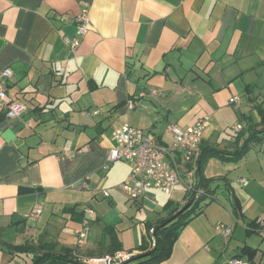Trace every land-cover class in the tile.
Returning <instances> with one entry per match:
<instances>
[{
  "label": "crops",
  "instance_id": "1",
  "mask_svg": "<svg viewBox=\"0 0 264 264\" xmlns=\"http://www.w3.org/2000/svg\"><path fill=\"white\" fill-rule=\"evenodd\" d=\"M84 8L90 29L71 51L64 39L76 35L73 18ZM7 67V92L26 110L10 119L0 109V264H30L40 241L73 249L79 263L103 264L115 252L111 228L119 250H149L148 224L169 218L198 188L203 148L232 155L262 128L264 0H0V72ZM235 96L240 103L230 101ZM204 117L198 159L186 165L192 179L184 175L171 193L150 189L139 200L119 189L131 166L108 160L117 129L128 123L173 144L170 125L187 128ZM202 175L209 182L198 189L202 211L158 264H230L237 255L264 264V238L252 223L264 218V142H251L236 159L210 157ZM82 181L86 187H74ZM158 199V220H140L142 232L127 250L131 225L117 220L138 209L134 202ZM85 217L90 233L77 248ZM26 243L37 250L10 253L9 245ZM245 246L257 249L253 259Z\"/></svg>",
  "mask_w": 264,
  "mask_h": 264
},
{
  "label": "built area",
  "instance_id": "2",
  "mask_svg": "<svg viewBox=\"0 0 264 264\" xmlns=\"http://www.w3.org/2000/svg\"><path fill=\"white\" fill-rule=\"evenodd\" d=\"M65 19L64 17H62ZM77 24V32L73 37H65V42L70 50L74 51L81 43L90 29V17L86 8L73 18ZM13 75L10 67L0 72V109L10 119H17L23 115L26 105L22 102L12 99L7 92V82ZM232 103H240L238 96L230 99ZM208 118L198 119L190 127L182 128L177 125H170L169 130L173 135V144H162L152 131L125 123L113 133L114 147L111 148L108 160L109 162L126 161L131 166L128 177L118 186L121 191L131 200H139L150 189H159L163 193L169 194L181 182L185 176L192 179L193 171L187 172L186 165L193 163L199 156V145L202 142L204 129ZM241 128L240 125L235 127ZM107 165L105 168H108ZM246 179H241V183H246ZM86 181H82L75 188L82 189L86 187ZM196 190V189H195ZM194 190V191H195ZM102 193L109 196V191L103 189ZM200 192H196L195 199L200 198ZM42 206L36 209V215L41 214ZM86 212H93V209L86 207ZM257 222L261 228V234L264 238V218H258ZM218 229L225 234H230L231 228L221 224ZM90 232V219L85 217L80 228L76 231L77 248L84 247ZM149 249L155 247L157 235L155 228L148 230ZM136 251L117 250L114 253H108L100 258L103 264H120L133 256ZM230 264H254L243 256L232 257Z\"/></svg>",
  "mask_w": 264,
  "mask_h": 264
},
{
  "label": "trees",
  "instance_id": "3",
  "mask_svg": "<svg viewBox=\"0 0 264 264\" xmlns=\"http://www.w3.org/2000/svg\"><path fill=\"white\" fill-rule=\"evenodd\" d=\"M258 111L260 115V121L263 125L261 129L254 131L250 134V136L247 139V144L244 149L237 151L236 153L229 155L228 153H225L224 151H220L217 148H211V147H205L202 150V154L200 155L197 166H198V176H199V183H198V189L200 186L205 187L208 189V179H204L202 175L203 168L207 162V160L212 157H221L224 160H232L240 157L243 152L248 150L249 144L251 142H264V107L258 106ZM205 181V182H204ZM206 197H200L198 199H195L193 204L183 210V208L186 206V203L181 208L177 207L171 216L163 221H160L159 224H157L155 228V233L157 235V242L155 247L152 249H149L148 251L144 253L137 254L133 256L132 258L120 263V264H158L166 259H168L173 251V247L175 242L177 241L180 231L182 228L197 214H200L201 207L200 203L202 200H204ZM173 202H168L165 206V209H169V206ZM239 208V207H238ZM237 207L235 210V214L239 212ZM183 210V211H182ZM181 211V212H180ZM253 224H256L257 221H253ZM152 224H148V230L152 228ZM115 230L111 228V238H112V252L119 250L121 248V242L118 239L117 234L114 232ZM44 248V251L40 254H35L33 258V264H84L79 263L75 257H73V249L69 247H64L60 252L56 251L55 245L52 243H45L42 245ZM10 253L14 254H22V253H34L37 248L34 247L32 244L26 243V244H18V245H9ZM244 254L249 255L251 259L254 258L257 249H253L249 246H245L242 250ZM149 253L145 257L138 256L142 254Z\"/></svg>",
  "mask_w": 264,
  "mask_h": 264
},
{
  "label": "rangeland",
  "instance_id": "4",
  "mask_svg": "<svg viewBox=\"0 0 264 264\" xmlns=\"http://www.w3.org/2000/svg\"><path fill=\"white\" fill-rule=\"evenodd\" d=\"M157 195L164 197V195L162 193H160V192H158ZM165 198H167V197H165ZM160 203H161V200L160 199H158L156 202H153L152 200H150V201L148 200V201H145L144 202V205L142 207V205H140L141 203L138 204V203H135L134 202L133 208L135 207L136 209L137 208L138 209L137 210H134L132 213H129L128 216L122 215L121 217H119V219L117 220L118 225L120 223H122V224L124 223V224H127V225H131V227L129 228V231H130L129 234H130L131 238L133 237L134 239L131 242H129L131 239H129V241L125 240L126 241V245L125 246H126V249L127 250H129V248H128L129 245L133 244L134 242H136L138 240V238H139V236H140V234L142 232V227H141L140 220H145L146 218H149L152 222H156L158 220L157 215H158L159 212H158V210H157L158 213L155 212L154 209ZM79 205L82 206L83 203H80ZM139 206H141V209H139ZM150 213L151 214L153 213V214L150 215ZM171 213H172V210H169V209L168 210H165V214L167 216H170ZM46 214H48V212ZM132 216H135V219H132ZM111 218L114 219V214L110 215L107 218V221L112 220ZM97 226H98V224L94 223L93 230H92V233H91V236H90V240L92 239V237H94V235H96ZM90 229H91V224H90ZM40 242H41L40 244H42V245L45 244V242H43V241H40ZM38 247H39L38 248V252H42V250H44V248L41 245L38 246ZM29 258H30V256H29ZM28 262L30 264L33 263L32 260L31 261H28ZM6 264H8V260L6 261Z\"/></svg>",
  "mask_w": 264,
  "mask_h": 264
},
{
  "label": "water",
  "instance_id": "5",
  "mask_svg": "<svg viewBox=\"0 0 264 264\" xmlns=\"http://www.w3.org/2000/svg\"><path fill=\"white\" fill-rule=\"evenodd\" d=\"M197 191H198V188L194 191L192 198L188 201V203H187L186 206L183 208V210L189 208V207L193 204V202L195 201V195H196V192H197ZM183 210H182V211H183ZM180 212H181V211H180ZM148 254H149V253L142 254V255L138 256V258H140V257H145V256H147ZM35 264H37V263H35Z\"/></svg>",
  "mask_w": 264,
  "mask_h": 264
}]
</instances>
